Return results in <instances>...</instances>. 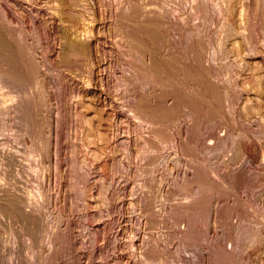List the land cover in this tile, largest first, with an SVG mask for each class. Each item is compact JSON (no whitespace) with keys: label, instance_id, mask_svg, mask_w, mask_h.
<instances>
[{"label":"rangeland","instance_id":"rangeland-1","mask_svg":"<svg viewBox=\"0 0 264 264\" xmlns=\"http://www.w3.org/2000/svg\"><path fill=\"white\" fill-rule=\"evenodd\" d=\"M0 37L1 264H264V0H0Z\"/></svg>","mask_w":264,"mask_h":264},{"label":"bare ground","instance_id":"bare-ground-1","mask_svg":"<svg viewBox=\"0 0 264 264\" xmlns=\"http://www.w3.org/2000/svg\"><path fill=\"white\" fill-rule=\"evenodd\" d=\"M133 12V11H132ZM133 15H135V13H133ZM136 15H138V12L136 13ZM135 15V19L136 20H138V16H136ZM131 16H132V13H131ZM130 17V13H129V16H128V18ZM133 17V16H132ZM132 17H130V19H128V20H131V18ZM122 19H126V18H122ZM134 21V20H133ZM152 21V20H151ZM126 22H128V21H126ZM132 22V21H131ZM136 23V22H135ZM142 23V22H141ZM134 24V23H133ZM150 24V23H149ZM136 26L138 25V27H139V23L138 24H135ZM153 25V24H152ZM144 26V25H143ZM149 26V25H148ZM148 26H146V27H148ZM122 27V26H121ZM144 28V27H143ZM138 29V28H137ZM147 30H149V27L147 28ZM2 31V30H1ZM135 31V30H134ZM154 31V30H153ZM151 32H152V30H151ZM137 33V32H136ZM147 33V32H146ZM150 33V32H149ZM155 33V32H154ZM158 33V32H157ZM163 33V32H162ZM162 33H160V34H162ZM151 34L152 33H150V37H151ZM10 35V34H9ZM1 36H2V34H1ZM146 36V35H145ZM154 36V35H153ZM165 36V35H164ZM12 38V37H11ZM156 38L157 37H155V40H156ZM154 40V41H155ZM143 41V40H142ZM157 41V40H156ZM159 42H160V38H159V40H158ZM73 43V42H72ZM156 43H158V42H156ZM13 44H11V42L8 40V39H6V37L5 38H3V37H0V51H2V54H0V64L1 65H3L4 67H5V64L7 65V68H3L4 69V72L6 71V74H8L9 76H10V78H13V79H15L16 81H20V83H22V82H25L26 80H28V75L30 74H28L27 75V72L25 71V70H28V69H23V67H22V63H21V59L19 60V57L20 56H18V52H16V50H14V48H13V46H12ZM158 45V44H157ZM149 46V45H148ZM140 47V46H139ZM144 47H145V45H144ZM157 47V46H156ZM141 48V47H140ZM139 49V48H138ZM149 49V48H148ZM158 49V48H157ZM156 49V50H157ZM72 50V49H71ZM170 51V50H169ZM6 52V53H5ZM143 52V51H142ZM18 53V54H17ZM157 53V52H156ZM154 54V53H153ZM182 54V53H181ZM20 55V54H19ZM22 56V55H21ZM163 56V55H162ZM155 58V57H154ZM172 58V57H171ZM171 58H169V59H171ZM10 59V60H9ZM158 60H159V58H157ZM4 60H6V61H4ZM9 60V61H8ZM22 60H24V59H22ZM171 60H174V58L173 59H171ZM170 60V61H171ZM179 60V59H178ZM178 60H176L177 62H178ZM2 61H3V64H2ZM10 61H11V63H13V65L10 63ZM167 62H168V60H166ZM164 62L163 60H159L158 62H155L156 63V67L155 68H153V72H154V74L156 75V76H158V80H159V77H160V81L161 82H163L162 83V85H170L171 83H172V80H173V78H174V72L177 70L176 68H180V66H178V64H177V66L178 67H176L174 64H176V63H174L173 64V70L171 69V67H172V61L171 62H169V65H171V66H168L167 64V62ZM175 61V60H174ZM4 62H5V64H4ZM9 62V63H8ZM24 62V61H23ZM26 62V61H25ZM154 63V62H153ZM154 63V64H155ZM171 63V64H170ZM178 63H180V62H178ZM182 63V62H181ZM180 63V64H181ZM179 64V65H180ZM183 64V63H182ZM181 64V65H182ZM153 65V64H152ZM174 66L176 67L175 69V71H174ZM25 67H26V65H25ZM27 68V67H26ZM143 68V67H142ZM158 68V69H157ZM178 68V69H179ZM181 68H182V66H181ZM180 68V69H181ZM184 68V67H183ZM187 68V67H186ZM161 69H163V70H161ZM24 70V71H23ZM147 70V69H146ZM185 70V69H184ZM138 71V70H137ZM152 71V70H151ZM174 71V72H173ZM181 71V70H180ZM199 71V70H198ZM29 72V71H28ZM183 72V71H182ZM204 72V71H203ZM148 73V72H147ZM205 73V72H204ZM152 75H153V73H152ZM176 75V74H175ZM204 75V74H203ZM154 76V75H153ZM152 76V77H153ZM155 76V78H157ZM202 76V75H201ZM206 76H207V74H206ZM177 77V76H176ZM8 78V77H7ZM175 79V78H174ZM10 80V79H9ZM176 80V79H175ZM184 80V79H183ZM154 81V80H153ZM159 81V82H160ZM197 82H198V80H196ZM155 82V81H154ZM160 82V83H161ZM177 82V81H176ZM204 82V81H203ZM19 83V84H20ZM184 83H185V81H184ZM201 83V82H200ZM199 83V84H200ZM23 84V83H22ZM174 84V83H173ZM212 84V83H211ZM208 85V87H207V89L209 90V94L211 95V96H214V98L216 97V100H215V102H217V100H218V97L219 98H221L220 96H222L221 95V93L219 92V88L216 86V85H214V84H212V85ZM179 85V84H178ZM177 85V86H178ZM180 85H181V83H180ZM184 85V84H183ZM198 85V84H197ZM203 85V84H202ZM174 86V85H173ZM172 86V87H173ZM13 87V86H12ZM162 87H164V86H162ZM167 87V86H166ZM165 87V88H166ZM183 87H185V86H183ZM195 87V86H194ZM204 87H205V85H204ZM155 89V88H154ZM168 89H170V88H168ZM178 89H179V87H178ZM183 89V88H182ZM206 89V88H205ZM204 89V90H205ZM202 90V89H201ZM208 92V91H207ZM185 93V92H184ZM199 93V92H198ZM209 94H207V95H209ZM200 96H201V94H199ZM203 95V94H202ZM164 96H165V94H164ZM169 98V97H168ZM202 98H203V96H202ZM207 98V97H206ZM209 99V98H208ZM195 100V99H194ZM200 100V99H199ZM202 100V99H201ZM206 100V99H205ZM196 101V100H195ZM210 101V100H209ZM220 101H221V99H220ZM220 101H218L217 103H220ZM27 103V102H26ZM162 103V102H161ZM160 103V104H161ZM214 103V102H213ZM216 104V103H215ZM22 105V104H21ZM149 105V104H148ZM198 105V104H197ZM169 106V105H168ZM199 106V105H198ZM218 106V105H217ZM172 109V108H171ZM30 110V109H29ZM211 110V109H210ZM22 111V110H21ZM27 111V110H26ZM197 111V110H196ZM212 111V110H211ZM23 112V111H22ZM21 112V113H22ZM28 112V111H27ZM164 112H165V110H164ZM173 112H175L174 110H173ZM177 112V111H176ZM209 112V111H208ZM214 112V111H213ZM25 113V112H24ZM23 113V114H24ZM180 113V112H179ZM193 113V112H192ZM215 113V112H214ZM172 114V113H171ZM201 114V113H200ZM203 114V113H202ZM160 115V114H159ZM163 115V114H162ZM194 115V114H193ZM167 116V115H166ZM174 117V116H173ZM200 117H201V115H200ZM24 121V120H23ZM222 121V120H221ZM27 122V121H26ZM204 122V121H203ZM216 124V123H215ZM195 131V130H194ZM193 131V132H194ZM197 131V130H196ZM210 132V131H209ZM196 134V133H195ZM232 139V138H231ZM194 149V148H193ZM188 151V150H187ZM192 153V152H191ZM189 154V153H188ZM240 155V154H239ZM194 158V157H193ZM242 170H244V169H242ZM233 171V170H232ZM247 171V170H246ZM196 172V171H195ZM198 172V171H197ZM199 173V172H198ZM197 173V174H198ZM229 174H230V172H228ZM239 173V171L237 172V174H235L234 172H233V174H232V177H231V180H227V181H225L224 180V186H222L221 185V187H218V188H221L220 190L216 187V186H218V185H216L215 184V188H217L218 189V193L219 194H217V192H216V195L219 197V199L221 198V199H227L228 200V198H229V196L228 195H231V194H237V193H234V192H232V189L234 188V187H241V189L243 188L244 190H242V191H244V192H247V193H249L250 194V190L252 191V189H254V188H252L251 189V187L253 186H255L254 184L252 185V179H251V176H249V173H251V172H247L248 173V176H246L244 173H242L241 172V174H238ZM223 174V173H222ZM228 174V175H229ZM199 175V178H198V180H196L197 181V183L199 184L200 182V179H201V183H202V180H203V183L201 184V187L202 186H206V189L207 188H209V187H207V186H209V185H207L205 182H206V180L204 181V179L205 178H207V177H205L204 178V174L201 172L200 174H198ZM207 175V173L205 174V176ZM219 175V174H218ZM230 176V175H229ZM197 177V176H196ZM228 177V176H227ZM252 177H255V175L253 176L252 175ZM208 179V178H207ZM228 179V178H227ZM230 179V178H229ZM264 179V178H263ZM195 180V179H194ZM208 181V180H207ZM209 182V181H208ZM213 182V181H212ZM256 182V181H255ZM263 182H264V180H263ZM211 183V182H210ZM212 184V183H211ZM195 185V184H194ZM198 186H200V185H198ZM220 186V185H219ZM211 187V186H210ZM257 187H259V186H255V189L254 190H256L257 189ZM215 188H213V186L210 188V190H213V189H215ZM203 189L205 190V188L203 187ZM217 189H215L216 191H217ZM240 189V188H239ZM202 190V189H201ZM203 190V191H204ZM207 190H209V189H207ZM254 190H253V192H254ZM206 191V190H205ZM235 191V190H234ZM241 191V190H240ZM211 191H209V193H210ZM236 192V191H235ZM238 192H239V190H238ZM199 193V192H198ZM205 193H208V192H205ZM205 193H204V195H205ZM208 193V194H209ZM213 193H215L214 191H213ZM229 193H231V194H229ZM241 193V192H240ZM211 194H212V192H211ZM244 194V193H243ZM248 194V195H249ZM213 195V194H212ZM245 195V194H244ZM207 196V195H206ZM205 196V197H206ZM209 196H211V195H209ZM216 196V197H217ZM240 196V195H239ZM238 195H237V197H239ZM250 196H252V193L250 194ZM254 196V195H253ZM213 197H214V195H213ZM215 197V198H216ZM236 197V196H235ZM234 197V198H235ZM235 198V199H238V198ZM207 198H208V196H207ZM206 198V199H207ZM232 198V197H231ZM252 198V197H251ZM209 200H210V197L208 198ZM207 199V200H208ZM211 199H213V198H211ZM249 199V198H248ZM202 200V199H201ZM229 200H230V198H229ZM234 201V200H233ZM251 201V200H250ZM203 202H204V198H203ZM209 202V201H208ZM248 202H249V200H248ZM252 202V201H251ZM13 203V202H12ZM211 203V202H210ZM233 203H235V201L233 202ZM237 203V202H236ZM236 203L234 204V205H236ZM19 204V203H18ZM201 204V203H200ZM207 205H208V203H207ZM210 205V204H209ZM227 205H228V203H227ZM230 205V204H229ZM232 205V204H231ZM16 206V205H15ZM18 206V205H17ZM184 206V205H183ZM204 206H205V204H204ZM222 206V205H221ZM237 206H239L238 204H237ZM199 207V206H198ZM236 207V206H235ZM239 207H241V206H239ZM15 208H18V210L19 211H21L20 210V208L19 207H15ZM203 208V207H202ZM207 208V207H206ZM244 208V207H243ZM210 209V208H209ZM240 209V208H239ZM241 209H242V207H241ZM241 209H240V212H241ZM17 210V211H18ZM190 210V209H189ZM225 210H227L226 212H227V214L229 213H232V212H230V211H232L233 209H232V207H226L225 208ZM224 209H223V211H225ZM18 211V212H19ZM195 211V210H194ZM204 212H207L206 210L204 211ZM218 212V211H217ZM225 212V213H226ZM239 212V214H241ZM246 211H244V213H245ZM220 213V212H219ZM225 213H223V214H225ZM238 213V212H237ZM19 214V213H18ZM43 214V213H42ZM208 214V213H207ZM206 214V215H207ZM221 214V213H220ZM227 214H225V216H228ZM232 214H234V213H232ZM260 214V213H259ZM205 215V214H204ZM243 215V214H242ZM24 216V215H23ZM195 216V215H194ZM229 216H232V215H229ZM248 216V215H247ZM238 217V216H237ZM240 218L242 217V216H239ZM246 217V216H245ZM245 217L243 218V219H245ZM248 219V218H247ZM208 220V219H207ZM264 220V219H263ZM203 221V220H202ZM253 225H254V223H253ZM220 226V225H219ZM246 227V226H245ZM245 227H243V228H245ZM248 227V226H247ZM246 227V228H247ZM57 228V227H56ZM242 228V229H243ZM203 229V228H202ZM251 229V228H250ZM249 229V230H250ZM208 230V229H207ZM240 231H242V230H240ZM239 231V232H240ZM251 231H252V229H251ZM251 231H248V229H247V232H251ZM237 233V232H236ZM252 234V233H251ZM242 235H244L243 233H242ZM252 235H254V234H252ZM46 236V235H45ZM65 236V235H64ZM60 237V236H59ZM205 237V236H204ZM246 237V236H245ZM245 237H242V238H245ZM248 238H250L249 236H247ZM253 237H255V236H252V238ZM53 238V237H52ZM64 238V237H63ZM70 238V237H69ZM206 238V237H205ZM251 238V239H252ZM258 238V237H257ZM195 240V239H194ZM207 240V239H206ZM59 241H60V238H59ZM64 241H65V239H64ZM67 241V240H66ZM69 241H70V239H69ZM188 241V240H187ZM223 241V240H222ZM246 241H248V240H246ZM246 241H243V242H246ZM45 242V241H44ZM251 242H253L252 240H251ZM63 243V242H62ZM202 243V242H201ZM211 243V242H210ZM61 244V243H60ZM65 244H67V243H65ZM189 244V243H188ZM243 244V243H242ZM66 246V245H65ZM209 246V245H208ZM221 246V245H220ZM67 247V246H66ZM69 247V246H68ZM182 247V246H181ZM237 247V246H236ZM191 248V247H190ZM219 248H221V247H218V249ZM233 248V247H232ZM253 248V247H252ZM71 249V248H70ZM69 249V250H70ZM235 249V248H234ZM67 250V249H66ZM217 250V249H216ZM223 250V249H222ZM232 250V249H231ZM244 250V249H243ZM54 251H55V249H54ZM59 251H61V250H59ZM68 251V250H67ZM196 251V250H195ZM225 251V250H224ZM62 252V251H61ZM66 252V251H65ZM214 252V251H213ZM229 252V251H228ZM70 253V252H69ZM227 253V252H226ZM236 254V253H235ZM235 254L233 255V254H231L232 256L229 258L230 260L228 261V262H230V263H228L227 261H226V263L223 261V262H221L219 259V261L217 260V258H216V262L214 263V264H237L236 263V261H234V259H235ZM54 255L55 254H53L52 256V258H54ZM57 255V254H56ZM64 255H65V253H64ZM214 255V254H213ZM220 255V254H219ZM221 255H223V257H224V254H222L221 253ZM220 255V256H221ZM61 256V255H60ZM207 256V255H206ZM211 256V255H210ZM220 256H219V258H220ZM228 256V255H227ZM237 256V255H236ZM44 257V256H43ZM46 257H48V256H46ZM216 257V256H215ZM238 257V256H237ZM51 258V259H52ZM213 258V257H212ZM239 258V257H238ZM257 258V257H256ZM1 259V258H0ZM205 259V258H204ZM214 259V258H213ZM224 259H225V257H224ZM228 259V258H227ZM255 259V258H254ZM212 260V259H211ZM251 260V259H250ZM253 260V259H252ZM251 260V262H253ZM63 261V260H62ZM51 262V261H50ZM56 262V261H55ZM212 262V261H211ZM221 262V263H220ZM240 262V261H239ZM238 262V263H239ZM242 262V261H241ZM240 262V263H241ZM248 262V261H247ZM53 263V262H52ZM212 263V264H213ZM239 263V264H240ZM242 263H244V262H242ZM1 264V263H0ZM208 264V263H207ZM245 264V263H244Z\"/></svg>","mask_w":264,"mask_h":264}]
</instances>
